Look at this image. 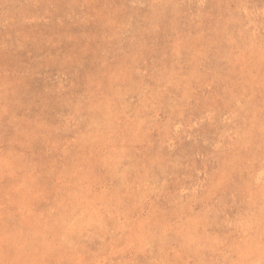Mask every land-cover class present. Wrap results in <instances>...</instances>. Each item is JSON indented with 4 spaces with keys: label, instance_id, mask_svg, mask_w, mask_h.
Returning a JSON list of instances; mask_svg holds the SVG:
<instances>
[{
    "label": "rangeland",
    "instance_id": "rangeland-1",
    "mask_svg": "<svg viewBox=\"0 0 264 264\" xmlns=\"http://www.w3.org/2000/svg\"><path fill=\"white\" fill-rule=\"evenodd\" d=\"M0 264H264V0H0Z\"/></svg>",
    "mask_w": 264,
    "mask_h": 264
}]
</instances>
